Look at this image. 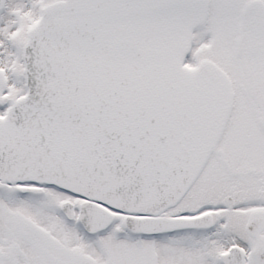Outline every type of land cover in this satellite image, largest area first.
<instances>
[{
    "label": "snow or ice",
    "instance_id": "6c2138e0",
    "mask_svg": "<svg viewBox=\"0 0 264 264\" xmlns=\"http://www.w3.org/2000/svg\"><path fill=\"white\" fill-rule=\"evenodd\" d=\"M0 264H264V0H0Z\"/></svg>",
    "mask_w": 264,
    "mask_h": 264
}]
</instances>
